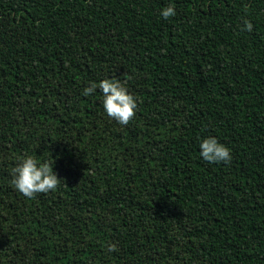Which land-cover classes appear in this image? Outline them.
Returning <instances> with one entry per match:
<instances>
[{"label": "trees", "instance_id": "1", "mask_svg": "<svg viewBox=\"0 0 264 264\" xmlns=\"http://www.w3.org/2000/svg\"><path fill=\"white\" fill-rule=\"evenodd\" d=\"M110 77L127 125L82 94ZM24 155L56 190H15ZM0 264H264V0H0Z\"/></svg>", "mask_w": 264, "mask_h": 264}, {"label": "clouds", "instance_id": "2", "mask_svg": "<svg viewBox=\"0 0 264 264\" xmlns=\"http://www.w3.org/2000/svg\"><path fill=\"white\" fill-rule=\"evenodd\" d=\"M162 19L168 20L176 15L174 6L169 5L159 10ZM244 31L251 32V21L243 20ZM99 91L102 95L103 113L120 125H127L135 115L136 100L129 94L126 86L117 78H104L83 89L84 96H90ZM199 156L209 164H228L231 162L229 147L220 143L214 136L200 139L198 144ZM60 179L53 171V161L38 159L35 155H24L12 169L11 183L16 191L28 199L36 194L48 193L57 189ZM108 252L116 251L115 244L107 246Z\"/></svg>", "mask_w": 264, "mask_h": 264}]
</instances>
